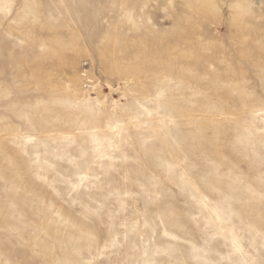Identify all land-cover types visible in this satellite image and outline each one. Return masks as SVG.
I'll list each match as a JSON object with an SVG mask.
<instances>
[{
  "label": "rangeland",
  "instance_id": "rangeland-1",
  "mask_svg": "<svg viewBox=\"0 0 264 264\" xmlns=\"http://www.w3.org/2000/svg\"><path fill=\"white\" fill-rule=\"evenodd\" d=\"M0 264H264V0H0Z\"/></svg>",
  "mask_w": 264,
  "mask_h": 264
},
{
  "label": "bare ground",
  "instance_id": "bare-ground-1",
  "mask_svg": "<svg viewBox=\"0 0 264 264\" xmlns=\"http://www.w3.org/2000/svg\"><path fill=\"white\" fill-rule=\"evenodd\" d=\"M119 124H116L114 127H112V129L116 128Z\"/></svg>",
  "mask_w": 264,
  "mask_h": 264
}]
</instances>
